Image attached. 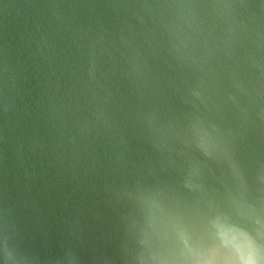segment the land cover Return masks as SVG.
Segmentation results:
<instances>
[{
    "label": "water",
    "instance_id": "1",
    "mask_svg": "<svg viewBox=\"0 0 264 264\" xmlns=\"http://www.w3.org/2000/svg\"><path fill=\"white\" fill-rule=\"evenodd\" d=\"M0 264H264V0H0Z\"/></svg>",
    "mask_w": 264,
    "mask_h": 264
}]
</instances>
